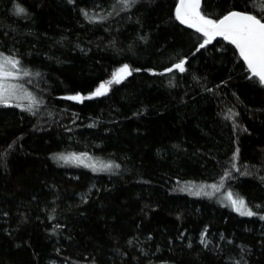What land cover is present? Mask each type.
Masks as SVG:
<instances>
[{"label":"trees","instance_id":"obj_1","mask_svg":"<svg viewBox=\"0 0 264 264\" xmlns=\"http://www.w3.org/2000/svg\"><path fill=\"white\" fill-rule=\"evenodd\" d=\"M177 1L153 0L133 9L128 20L127 12L108 15L115 0H77L75 6L67 0H0V51L18 54L32 73L18 82L43 105L36 117L0 107V153L12 146L6 161L0 159L7 164L0 167V264H235L236 245L251 249L248 264H264V221L223 206L227 191L250 206L264 204V91L245 79L246 66L223 41L191 56L198 34L172 17ZM16 3L30 15L15 16ZM235 4L264 14V0ZM80 8L100 13L106 23H87ZM138 35H147L149 44ZM221 46L228 51H218ZM181 55L189 58V73L175 74L174 88L169 77L141 72L83 105L57 99L87 95L123 63L161 71ZM222 80L228 85L216 95L202 87ZM229 108L248 133H233L223 119ZM73 113L79 115L75 124ZM93 122L95 128L86 127ZM237 146L238 166L248 165L251 175L234 173L236 179L211 198L179 190L187 182L218 184ZM73 152L118 163L120 174L94 175L51 159ZM205 227L208 250L199 243ZM181 232L183 241L177 239Z\"/></svg>","mask_w":264,"mask_h":264},{"label":"snow or ice","instance_id":"obj_2","mask_svg":"<svg viewBox=\"0 0 264 264\" xmlns=\"http://www.w3.org/2000/svg\"><path fill=\"white\" fill-rule=\"evenodd\" d=\"M152 3L153 0H115V3L111 6L113 11L108 13V15L111 16L113 13L119 15L120 12H127L131 15L126 17V19L131 20L132 16L135 15L133 9L139 11L140 7L150 6ZM229 3L231 4V7L221 6V4ZM67 4L75 6L77 0H67ZM117 6H119V9H117ZM97 7H99V5H97ZM79 13L89 24L106 23L105 18L100 13H93L90 15L89 11L84 8H80ZM13 14L17 17L30 15L28 10L19 3L14 4ZM172 17L179 25L193 30L198 34L197 44L194 46V50L191 51L192 57H196L198 53L202 55V50L207 51L208 46L213 45L214 41H223L238 53L240 60L243 61V65L246 66L247 75L245 76V79L264 91V14H257L255 11L246 10V7L240 8L235 4V0H178L175 4ZM135 23L142 28V22L140 19H137ZM104 31H108V29L105 28ZM137 39L146 45L149 44L147 35H138ZM112 43L114 46L115 41ZM132 50V46L130 45L127 51ZM217 50L221 53L228 51V49L223 46L219 47ZM81 51L83 52L84 49H81ZM189 68L190 64L187 55H181L175 58L173 62L168 66H165L161 71H158L153 67H133L129 63H123L121 67L111 74V79L101 82L98 87L87 95L75 92L74 94L59 96L57 99L83 105L85 101H92L107 96L111 91L112 85H120L129 77L133 76L134 73L141 72H147L153 77H169L168 86L174 88L177 86L172 82L173 79H175V74L178 73L183 77L186 73H189ZM31 75V71L23 66L22 60L19 58L18 54H5L4 51H0V106L19 108L21 111L36 117L40 112V108L43 106L42 101L32 92L28 91L23 84L14 82L21 80L23 77H30ZM35 75L39 77L41 73L36 72ZM192 79L199 83V80H197V77L194 74L192 75ZM227 85L228 81L222 80L214 86L204 84L202 87L204 88V91L216 95L218 94L217 90L227 87ZM233 95H235V93H233ZM64 111L66 112L67 108H65ZM142 114V112L133 113L134 116ZM238 116V112L229 108L228 114L224 115L223 119L231 122L233 133H236L237 131L248 133L247 128H241L237 123L236 118ZM77 119H79L78 113H73L72 123L75 124ZM96 126L95 122L86 125L89 129L95 128ZM66 130L69 132L72 131L71 127H66ZM11 151L12 146H9L8 151L0 153V159H5L6 161V157L10 155ZM51 159L58 163L63 162L65 165L71 163L77 167L82 166L90 169L94 173L106 172L109 175L120 174V164L109 162L100 163L98 166L96 163L92 162L93 157L88 156L87 153H71L68 155L62 153L53 154ZM239 159L240 148L237 146L232 153L230 166L224 170L218 184L194 185L191 182H187L185 186L179 190L187 191L189 194L195 196L204 195L211 198L212 195L227 181L236 179L234 173H239L241 176L245 177L251 175L248 170V165H243V170L241 166H238ZM0 167L6 168V162L0 165ZM260 180L261 182H264V176H261ZM144 183H148V181H144ZM179 183L180 181H177V184ZM207 188H210L213 191L208 192L206 191ZM82 199L84 203L88 202L87 199ZM226 201L227 202L224 203L223 206L230 207L232 211L238 213L241 217H255L260 221H264V214H262V212H264V204L257 203L250 206L249 202H247L242 195L234 193L233 191H227ZM2 215L7 217L9 213L3 212ZM52 219H55V217H52ZM177 219H180V217H177ZM52 234L55 235V232ZM9 235L11 234L9 233ZM207 235L208 228L205 227L200 232L199 237V243L205 250H208L210 243L207 240ZM184 238V232H181L177 237V239H180L181 241H183ZM147 239L149 241L152 240V236L149 235ZM220 240L225 241V237L222 233L220 234ZM128 243L131 244L132 241L129 240ZM168 243L171 244L172 241L170 240ZM226 243L233 245L234 241L228 239L226 240ZM192 247V243L189 242L187 248L191 249ZM236 247L240 250V257L235 260V264H248L246 257L251 254V249L244 245H236ZM57 251L59 254V250ZM156 251L159 252L160 249L157 248ZM142 254L147 255L146 252ZM85 259H87V257H85ZM93 264H96L95 260H93ZM148 264H152L151 260H149ZM165 264H167V262H165Z\"/></svg>","mask_w":264,"mask_h":264},{"label":"rangeland","instance_id":"obj_3","mask_svg":"<svg viewBox=\"0 0 264 264\" xmlns=\"http://www.w3.org/2000/svg\"><path fill=\"white\" fill-rule=\"evenodd\" d=\"M14 82H15V83H20V82H18V81H14ZM20 84H21V83H20ZM24 87H25L28 91L32 92V93L38 98L37 94H36L32 89L26 87L25 85H24ZM0 107H3V106H0ZM73 153L80 154V153H78V152H73ZM68 154H71V153H66L65 155H68ZM87 154H88V153H87ZM88 156L93 157V161H92V162H93V163H96L98 166H99L100 163H109L108 161H105V160H103V159H101V158H99V157H97V156H95V155H93V154H88ZM68 165H70L72 169H84V170H88V171H90L91 173H93L94 175H98V174H102V173H104V172L94 173V172L91 171L90 169L84 168V167H82V166L77 167V166H75L74 164H71V163H69ZM49 264H61V263H60L59 261L52 260V261H50Z\"/></svg>","mask_w":264,"mask_h":264},{"label":"water","instance_id":"obj_4","mask_svg":"<svg viewBox=\"0 0 264 264\" xmlns=\"http://www.w3.org/2000/svg\"><path fill=\"white\" fill-rule=\"evenodd\" d=\"M178 2V1H177ZM243 62V61H242Z\"/></svg>","mask_w":264,"mask_h":264}]
</instances>
